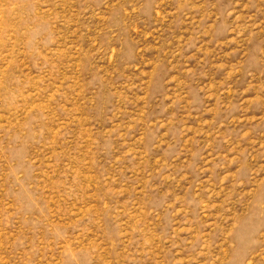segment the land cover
<instances>
[{
  "label": "rangeland",
  "instance_id": "1",
  "mask_svg": "<svg viewBox=\"0 0 264 264\" xmlns=\"http://www.w3.org/2000/svg\"><path fill=\"white\" fill-rule=\"evenodd\" d=\"M0 264H264V0H0Z\"/></svg>",
  "mask_w": 264,
  "mask_h": 264
}]
</instances>
